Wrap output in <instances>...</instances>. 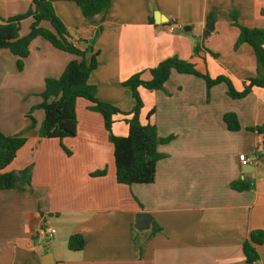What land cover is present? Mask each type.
<instances>
[{
  "label": "crops",
  "instance_id": "1",
  "mask_svg": "<svg viewBox=\"0 0 264 264\" xmlns=\"http://www.w3.org/2000/svg\"><path fill=\"white\" fill-rule=\"evenodd\" d=\"M53 4L71 41L99 52L89 78L97 98L123 111L135 105L131 86L123 82L138 72L149 80L150 68L169 57L211 78L225 76L237 91L258 75L251 45L236 46L240 28L232 13L239 24L264 29V0H111L93 16H85L76 0ZM31 6L32 0H0V23ZM32 21L21 22V35ZM209 22L214 27L206 35ZM73 58L37 37L19 70L18 57L0 49V130L27 138L6 170L31 167L29 185L0 190V264H251L243 243L264 229V142L250 128L264 124V88L253 86L232 98L225 82L209 87L203 77L175 69L164 90L139 87L141 121L155 124L159 136L170 140L158 146L155 180L126 185L116 179L103 116L91 110L88 99L77 98L73 137H40L41 108L34 109L37 123L31 127L28 113L42 101L45 79L60 76ZM231 112L239 130H229L224 121ZM123 118L115 117L116 135L128 132ZM240 154L249 158L247 164ZM102 170L104 175H93ZM239 180L250 188H233ZM141 212L152 216L144 229L137 228ZM46 216L56 230L47 243L37 234ZM153 222L160 227L156 232ZM76 233L85 239L79 251L68 247ZM257 250L256 263L264 264V243Z\"/></svg>",
  "mask_w": 264,
  "mask_h": 264
},
{
  "label": "trees",
  "instance_id": "2",
  "mask_svg": "<svg viewBox=\"0 0 264 264\" xmlns=\"http://www.w3.org/2000/svg\"><path fill=\"white\" fill-rule=\"evenodd\" d=\"M111 0H76L85 16H93L106 9ZM31 17L33 19L29 32L21 35V22ZM234 24L240 28V35L236 46L247 42L253 48L257 59L258 75L249 78L244 90L237 91L231 80L225 76L211 78L208 74L200 73L192 63L183 61L177 57H169L162 60L155 67L150 68L151 78L144 80L142 73L138 72L130 76L124 85L131 86L135 105L130 111H123L117 106L101 101L97 98V87L89 82L91 72L98 65V51H94V45L89 49H81L72 41L64 22L58 16L53 0H32V6L23 14L11 16L0 23V49H8L18 57L17 65L23 68L24 59L30 53V44L37 38L48 40L53 46L75 56L68 62L62 74L58 77H47L45 88L41 93L42 101L33 106L28 113L31 119V127L37 123L33 116L36 108L44 110L45 117L39 129L42 138L73 137L77 134L76 101L84 97L92 102L91 110L99 112L104 119V124L109 132V139L113 145V155L116 166V179L121 184L152 183L155 180L157 162L162 157L158 146L167 142L170 138L159 136L155 124L143 123L140 115L144 106L139 93V87L150 90H164L165 82L173 69L192 73L203 77L210 87L214 84L225 82L228 85V93L232 98H240L250 92L253 86L264 88V29L249 28L238 23V14L232 13ZM201 46H195V52ZM88 50H92L87 59ZM152 110L151 113H153ZM122 115L128 127L126 135L113 133L115 117ZM150 116V114H149ZM224 121L229 130H239L240 122L235 113H227ZM262 135L264 142V124L250 128ZM27 138L23 135H7L0 130V190L22 189L30 184L31 167H26L18 172L7 171V167L16 159L19 150L26 144ZM66 152L67 148L62 145ZM106 170L98 171L93 175H104ZM233 188L238 190L250 188V182L239 180L233 183ZM160 229L153 222V230ZM264 243V229L251 232L249 239L243 243L245 257L254 264L259 258L257 246ZM85 239L82 234H72L68 247L73 251L84 248Z\"/></svg>",
  "mask_w": 264,
  "mask_h": 264
},
{
  "label": "built area",
  "instance_id": "3",
  "mask_svg": "<svg viewBox=\"0 0 264 264\" xmlns=\"http://www.w3.org/2000/svg\"><path fill=\"white\" fill-rule=\"evenodd\" d=\"M239 159L241 161V164H247L249 162V158L245 154H240ZM47 219V216L41 218L37 234L39 235L41 240L49 241L55 236L56 230ZM254 264L257 263L255 262Z\"/></svg>",
  "mask_w": 264,
  "mask_h": 264
},
{
  "label": "water",
  "instance_id": "4",
  "mask_svg": "<svg viewBox=\"0 0 264 264\" xmlns=\"http://www.w3.org/2000/svg\"><path fill=\"white\" fill-rule=\"evenodd\" d=\"M213 27H214L213 22H209L206 25L205 34L208 35L213 30ZM98 35H99V30H97L95 35L89 40V43L94 44ZM245 172H247V171L245 170ZM151 220H152L151 214L146 213V212L138 213L136 216L137 228H139V229L147 228L150 225Z\"/></svg>",
  "mask_w": 264,
  "mask_h": 264
},
{
  "label": "rangeland",
  "instance_id": "5",
  "mask_svg": "<svg viewBox=\"0 0 264 264\" xmlns=\"http://www.w3.org/2000/svg\"><path fill=\"white\" fill-rule=\"evenodd\" d=\"M23 66H24V64H23ZM17 69H19L18 68V65H17ZM23 69V68H22ZM22 69H19V70H22ZM1 88L3 89V88H5V85H1ZM3 91H4V89H3ZM36 111V110H35ZM0 117H3V110L2 109H0ZM53 239V238H52ZM51 239V240H52ZM51 240H49V241H51ZM43 242H45V243H47V241L46 240H43Z\"/></svg>",
  "mask_w": 264,
  "mask_h": 264
}]
</instances>
